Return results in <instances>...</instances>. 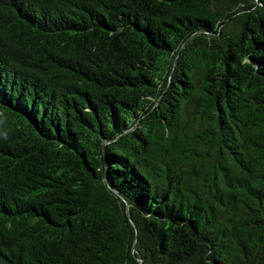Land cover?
Here are the masks:
<instances>
[{"label":"trees","instance_id":"1","mask_svg":"<svg viewBox=\"0 0 264 264\" xmlns=\"http://www.w3.org/2000/svg\"><path fill=\"white\" fill-rule=\"evenodd\" d=\"M0 264H264V0H0Z\"/></svg>","mask_w":264,"mask_h":264}]
</instances>
